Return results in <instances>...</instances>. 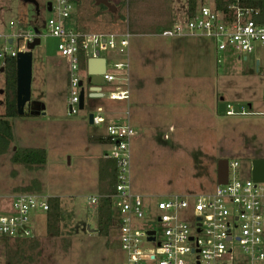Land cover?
<instances>
[{"label":"rangeland","instance_id":"374dc122","mask_svg":"<svg viewBox=\"0 0 264 264\" xmlns=\"http://www.w3.org/2000/svg\"><path fill=\"white\" fill-rule=\"evenodd\" d=\"M108 1L114 5L113 11L95 0H75L68 25L89 32L129 27L128 108L135 131L130 142L132 190L157 198L210 192L221 158L237 161L236 175L250 178L252 160L264 158V44L238 57L240 53L232 48L216 52L208 37L158 35L162 13L187 0ZM49 15L45 11L40 18ZM34 19L38 20L27 6L12 5L0 16V34L20 31ZM11 46L16 48L15 43ZM31 52L30 101L41 100L45 109L33 115L35 109L27 102L24 112L30 115L8 118L13 138L7 151L0 153V205L6 195L17 191L60 197L63 220L59 235L47 233L44 213L30 212L34 220L29 238L36 239L39 246L29 264H115L122 258L116 230L111 225L107 235L98 232L97 204L89 201L91 195L108 189L97 174L99 160L110 145L95 140L104 137L105 128L90 124L88 112L96 105L106 111L116 109L100 98L87 101L94 106L86 104L68 114L65 60L57 55L56 40L41 36ZM104 55L109 64L121 59L110 51ZM4 79L0 73V117L5 111ZM219 101L236 111L243 107L248 113L228 115L219 111ZM121 105V110L127 108L125 102ZM27 147L43 148L45 163L36 167L12 162L13 152ZM13 245V239L0 237V264H7L6 250Z\"/></svg>","mask_w":264,"mask_h":264},{"label":"built area","instance_id":"2783aa9c","mask_svg":"<svg viewBox=\"0 0 264 264\" xmlns=\"http://www.w3.org/2000/svg\"><path fill=\"white\" fill-rule=\"evenodd\" d=\"M50 15L33 21L29 28L0 34V73L7 58H15L35 37L50 36L56 40L57 55L64 58L68 86V114H75L83 93L87 101L104 98L111 103L125 102L127 108L106 111L96 105L88 114L93 125L103 124L110 149L104 158L115 161V187L111 192L91 195L110 198L115 211L116 230L122 258L115 264H264V181L242 179L235 173L237 161L228 160L225 183H216L210 192L143 195L132 190L130 142L135 131L129 122L128 102L131 94L129 45L131 33L123 30L89 32L68 25L75 0H49ZM47 2V6H48ZM256 7L243 6L239 0H225L223 7L189 1L170 6V25L158 35L165 37H208L216 52L228 48L251 53L264 44V22ZM12 43L16 44L13 48ZM121 57L111 64L104 52ZM98 52V54H97ZM104 57L103 83L91 81L87 71L90 57ZM246 58V55L243 56ZM258 61V59H256ZM221 59L216 57V63ZM103 89H107V94ZM87 98L89 100H87ZM82 108V109H83ZM228 115L245 114L225 105ZM48 195L17 191L3 198L0 205V237L7 239L33 236L31 211L46 214Z\"/></svg>","mask_w":264,"mask_h":264},{"label":"trees","instance_id":"16d2710c","mask_svg":"<svg viewBox=\"0 0 264 264\" xmlns=\"http://www.w3.org/2000/svg\"><path fill=\"white\" fill-rule=\"evenodd\" d=\"M191 9H193L197 0H188ZM217 7L222 8L225 0H214ZM243 6L256 7L260 11V21L264 22V0H239ZM106 7L105 5H101ZM169 7L166 14L162 13V24L160 30L169 27ZM4 117H0V153H5L12 141V127L9 117L28 114L23 112L18 114L16 109V59L7 58L4 68ZM95 140L104 141L103 136L95 137ZM11 160L14 163H21L27 166L40 167L45 163L46 153L43 148L27 147L20 148L13 152ZM115 161L110 158H101L98 164V177L107 184V191L111 192L115 187ZM49 208L46 211V231L49 235L60 234V223L63 220V208L59 196L48 197ZM115 211L112 208L110 198H100L97 204V229L98 232L107 235L108 228L113 224ZM14 245L8 246L6 250L7 264H29L34 261L37 255L36 249L39 243L34 238H16L13 239Z\"/></svg>","mask_w":264,"mask_h":264},{"label":"water","instance_id":"95a60500","mask_svg":"<svg viewBox=\"0 0 264 264\" xmlns=\"http://www.w3.org/2000/svg\"><path fill=\"white\" fill-rule=\"evenodd\" d=\"M96 3H102L107 6L110 10L114 9V5L108 0H95ZM48 10H50V3L48 2ZM39 37H35L31 42L27 44L26 51L18 52L16 56V109L18 114L24 112V105L27 102H31V108H40L32 101H30L31 94V73H32V52L31 50L37 44H39ZM98 54V52H97ZM258 64V61H256ZM3 71V68H0ZM105 70V58L104 57H90L87 60V71L91 75V81L94 83H103L101 73ZM225 104L223 102L219 105V111L224 110ZM79 107L83 108V93H80ZM42 108V107H41ZM32 113H40L39 110H32ZM92 115L88 114V121L91 123ZM228 160L221 158L217 161L216 167V183H225L227 180L228 173ZM251 177L256 181H264V158H254L251 166Z\"/></svg>","mask_w":264,"mask_h":264},{"label":"flooded vegetation","instance_id":"af4514ba","mask_svg":"<svg viewBox=\"0 0 264 264\" xmlns=\"http://www.w3.org/2000/svg\"><path fill=\"white\" fill-rule=\"evenodd\" d=\"M48 1L49 0H0V16L3 15V13L7 11L12 5L21 4L23 6H27L31 16L39 20L41 19L40 17L43 16L44 12L47 11ZM105 8L110 10L107 6ZM34 20L35 22L38 21L36 19Z\"/></svg>","mask_w":264,"mask_h":264},{"label":"crops","instance_id":"0c3cea01","mask_svg":"<svg viewBox=\"0 0 264 264\" xmlns=\"http://www.w3.org/2000/svg\"><path fill=\"white\" fill-rule=\"evenodd\" d=\"M115 9V8H114ZM114 9H111L110 11H113ZM47 11H48V8H47ZM169 23H170V8H169ZM28 23H30V22H28ZM28 23L26 24V26L28 25ZM30 24H33V22L32 23H30ZM75 24V23H74ZM26 26L24 27V28H26ZM127 26V25H126ZM76 27V26H75ZM128 27V26H127ZM78 28V27H77ZM128 29H129V27H128ZM197 37H201V36H197ZM177 38H183V37H177ZM257 61V60H256ZM258 64H259V59H258ZM258 64H256V65H258ZM191 70H195L196 71V69H191ZM3 73V72H2ZM192 74H198V72L196 71V72H193ZM157 99L160 101V102H158V103H161V99L160 98H158L157 97ZM221 100H223V97L221 96V98H220ZM33 103H34V105H36V106H38V107H40V108H38V109H41L40 110V112H42L44 109H45V104L41 101V100H39V99H36V100H31ZM221 102H223V101H219L218 103H217V105H218V109H219V105H220V103ZM122 103L121 102H117V103H111V106H113L116 110H118L119 112H122L123 110H121L120 109V107L122 106L121 105ZM156 104V103H155ZM249 104V106H250V103H248ZM158 105V104H157ZM161 106L163 107L164 106V104L163 103H161ZM42 107V108H41ZM35 110H37V108H35ZM158 112L160 111V110H157ZM212 111H213V109H212ZM214 112V111H213ZM212 112V114L213 115H215V113H213ZM33 115L35 114V113H32ZM31 114V115H32ZM10 118V117H9ZM129 122L131 123V120H130V113H129ZM13 135V134H12ZM261 158H263V157H261ZM98 175V174H97Z\"/></svg>","mask_w":264,"mask_h":264}]
</instances>
